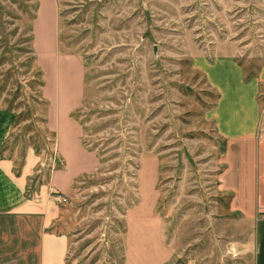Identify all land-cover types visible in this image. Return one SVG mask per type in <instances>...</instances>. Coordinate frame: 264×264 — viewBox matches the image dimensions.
<instances>
[{
    "label": "rangeland",
    "instance_id": "rangeland-1",
    "mask_svg": "<svg viewBox=\"0 0 264 264\" xmlns=\"http://www.w3.org/2000/svg\"><path fill=\"white\" fill-rule=\"evenodd\" d=\"M35 2L0 0V110L14 116L3 154L17 175L28 168L24 190L40 209L42 197L65 198L54 227L67 261L153 264L159 246L166 264H253L261 214L230 210L214 123L238 133L258 101L264 133V0H55L58 51L83 72L80 104L62 126L78 125L95 162L86 171L66 163L60 131L47 125L29 31ZM229 164L226 181L248 196L232 155ZM57 170L74 174L59 194Z\"/></svg>",
    "mask_w": 264,
    "mask_h": 264
},
{
    "label": "crops",
    "instance_id": "crops-1",
    "mask_svg": "<svg viewBox=\"0 0 264 264\" xmlns=\"http://www.w3.org/2000/svg\"><path fill=\"white\" fill-rule=\"evenodd\" d=\"M37 1L36 17L31 26L32 48L37 63L43 71L42 96L48 102L47 125L56 132L60 131V137L56 136V147L66 163L72 160L74 163L72 170L83 168L86 171L95 163L94 157L81 149L78 125L73 120H69L62 126L61 119L64 115L69 116V113L80 104L82 63L75 55L58 51L55 0ZM254 81L258 88V81L256 79ZM254 115L255 121L251 122V126L241 125L240 131L235 134H232L228 127L221 131L218 124L216 126L214 123V126L217 134L226 141L225 166L219 186L222 187V192H226L230 197V210L243 212L249 218H253L254 214H261L256 220L253 264H264V198H262L264 133L261 132L260 127L258 101ZM54 119L56 125L54 123V126H50L49 123L53 124ZM223 126L226 127V123ZM11 130L10 113L0 110V264H74L66 259L68 251L66 236L58 233L54 227L57 203H64L66 200L61 202L60 199L58 200L60 195L49 194L40 199L43 205L40 209L37 196L35 199L24 196V173L28 168L22 169L20 175H16L12 161L3 154ZM230 155L237 160V168L241 173V186L246 189L248 196L239 194L226 181L230 170ZM73 175L65 170L53 171L50 176L52 189L56 188L53 192L59 194L68 191ZM241 196L252 201L249 210L243 208L242 202L245 199ZM158 248V254L154 252L147 257L152 256L153 264H166L171 254L167 252L161 254L160 247Z\"/></svg>",
    "mask_w": 264,
    "mask_h": 264
},
{
    "label": "trees",
    "instance_id": "trees-1",
    "mask_svg": "<svg viewBox=\"0 0 264 264\" xmlns=\"http://www.w3.org/2000/svg\"><path fill=\"white\" fill-rule=\"evenodd\" d=\"M33 11L35 12L36 11V8H37V6H36V2L33 4ZM34 14H32L31 15V20H33L34 19ZM29 31L31 32V26H29ZM30 39L32 40V36L30 35ZM30 40V41H31ZM41 85V84H40ZM83 90V89H82ZM79 110V109H78ZM78 110L76 111V112H78ZM8 112V111H7ZM75 112V113H76ZM75 119H76V121H78V118H76V116H75V114H74V116H73ZM13 118H14V116H12V126H13ZM79 122V121H78ZM79 124H80V127H81V132L83 133L84 132V128H83V126H81V123L79 122ZM81 143L83 144V142H82V140H81ZM85 149L87 150V151H89V152H93V150H91V149H88V148H86L85 147ZM96 155H98V154H96ZM98 162L99 163H101L100 162V160H98ZM17 171H15V174L17 175ZM92 177V176H91ZM82 178H86V176H82ZM81 178V179H82ZM28 192H29V190H28V188H27V186H26V188H25V190H24V196L26 197V198H29V194H28ZM221 198H223V197H221Z\"/></svg>",
    "mask_w": 264,
    "mask_h": 264
},
{
    "label": "built area",
    "instance_id": "built-area-1",
    "mask_svg": "<svg viewBox=\"0 0 264 264\" xmlns=\"http://www.w3.org/2000/svg\"><path fill=\"white\" fill-rule=\"evenodd\" d=\"M60 199L61 202H64L65 199L62 196H59L58 200Z\"/></svg>",
    "mask_w": 264,
    "mask_h": 264
}]
</instances>
